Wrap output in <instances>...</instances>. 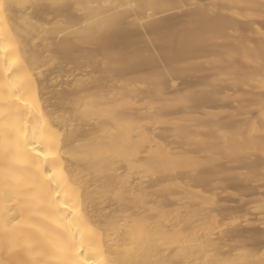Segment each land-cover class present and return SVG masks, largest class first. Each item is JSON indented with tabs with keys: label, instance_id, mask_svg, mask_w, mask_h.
<instances>
[{
	"label": "bare ground",
	"instance_id": "bare-ground-1",
	"mask_svg": "<svg viewBox=\"0 0 264 264\" xmlns=\"http://www.w3.org/2000/svg\"><path fill=\"white\" fill-rule=\"evenodd\" d=\"M81 1L0 0V264H238L240 258L243 264H264L245 247L224 251L229 247L221 243L225 235L217 243L207 237L205 226L196 228L195 222L205 219L209 209L188 211L187 218L175 215L174 209L163 216L165 207L174 206L170 198L173 192L154 205L149 198L159 194L156 187L165 179L146 182L144 174L138 173L139 183L134 184L130 168L143 159L137 152L131 155L127 78L115 101L111 87L99 83L105 81L107 85L109 77L89 78L94 83L84 78L86 74L76 73L94 66L91 61L85 64L72 58L77 44L72 46L71 36L76 38L84 31L79 26ZM129 2L121 0L119 6ZM232 2L226 1L231 11ZM87 3L88 37L93 39L100 26L109 38L126 24V10L108 16L93 1ZM149 3L163 5L159 0ZM144 8L145 3H140V11ZM259 8L253 3L235 15L250 20L259 14ZM158 25L150 22L146 28L152 33L161 28ZM254 28L264 36L263 28ZM223 35V30H218L217 38ZM201 36L208 39L207 33ZM260 44L264 55V44ZM174 47V42H167L165 52L169 48L171 60ZM251 52L246 58L247 63L254 64L251 73H239L232 56L223 57L231 69L227 78L236 79L238 87L264 81V57L259 58L253 47ZM102 65L109 73L110 62H98L94 67ZM63 77L71 80L64 81ZM261 89L264 83L255 86L253 92ZM236 97L242 99L239 94ZM255 104L264 107V99ZM185 118L203 119L195 109L188 110ZM249 120L247 114L244 121ZM178 126L183 130L182 123ZM211 129L242 139L220 127ZM259 132L264 136V131ZM255 142L264 153V140ZM231 148L227 145L225 151ZM216 200L212 202L218 203ZM239 205L245 211L247 205ZM229 206L221 209L228 211ZM229 233L226 235L231 236ZM235 239L241 242L240 236Z\"/></svg>",
	"mask_w": 264,
	"mask_h": 264
},
{
	"label": "rangeland",
	"instance_id": "rangeland-1",
	"mask_svg": "<svg viewBox=\"0 0 264 264\" xmlns=\"http://www.w3.org/2000/svg\"><path fill=\"white\" fill-rule=\"evenodd\" d=\"M91 1L108 16L127 11L124 26L111 33L109 38L105 29L99 26L92 39L86 29L90 26L87 21L90 5L87 0H82L78 7L82 23L79 22V26L88 33L81 29L83 32L76 38L71 36V41L72 46L77 44L79 49L76 52L73 48V59L79 58L85 64L91 61L94 66L103 61L111 63L109 73L105 65L92 66L93 70L83 68L76 73L86 74L84 78L92 80L109 77L107 85L105 81L99 83L111 87L115 101L127 78L126 120L128 139L132 140L130 146L134 150L131 155L137 152L143 159L141 164L137 162L130 168L134 184L139 183L138 173L144 174L146 182L165 179L156 187L159 194L149 198L154 205L156 201H163L169 191L173 192L169 194L174 206L165 207L163 216L174 209L177 210L175 215L187 218L188 211L199 207L209 209L212 213L209 211L205 219L195 222L196 228L205 226L207 237L217 243L225 235L221 243L229 247L224 251L241 246L250 250L256 260H264V153L255 142L256 139L264 140L263 134L257 133L259 129L264 131V107H255L258 99H264V90L253 92L255 86L264 81L252 83L247 88L238 87L236 79L230 81L227 78L231 69L223 63V57L229 54L239 73H251L254 64L246 62L247 56L252 54L251 48L259 58L264 57L260 44H264V36L260 37L254 28L264 29V1L232 0V5L235 3L232 11L226 4L228 0H159L162 6L152 5L149 0H129L126 6H119L121 0ZM140 3H145L141 11ZM253 3L260 6L255 18L244 20L235 15ZM225 21L230 24L225 25ZM150 22H158L161 27L156 29L157 37L163 34V40L175 43L172 60L168 57L169 48L168 53L165 52L168 41L164 43L161 36L158 38L161 41L156 40V30L151 33L146 28ZM218 30L224 32L221 38L216 36ZM203 33L208 34V39H201ZM123 56L129 61L124 62L127 59L123 60ZM164 56L171 62L167 63ZM127 66L130 72H127ZM66 79L63 77L64 81ZM190 109L197 110L203 119L186 120ZM115 110L120 112L121 108ZM245 110L249 121H244L247 114L242 116ZM180 123L183 130L178 126ZM212 127H220L242 139L223 136ZM227 145L232 148L225 151ZM137 146L140 148L136 150ZM197 177L201 184L196 183ZM192 179H196L195 183ZM215 200L218 203L212 202ZM247 201L250 202L247 204ZM231 204L234 206L230 207ZM237 204L247 205L243 207L245 211L241 208L240 212ZM225 205H230L232 212L228 207V211L222 210ZM226 213L229 215H224ZM230 231L232 235L227 236ZM239 236L242 243L235 239ZM251 244L260 245L252 251ZM244 262L243 258L238 260V264Z\"/></svg>",
	"mask_w": 264,
	"mask_h": 264
}]
</instances>
